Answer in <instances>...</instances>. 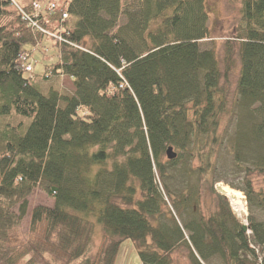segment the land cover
Listing matches in <instances>:
<instances>
[{"label":"trees","instance_id":"1","mask_svg":"<svg viewBox=\"0 0 264 264\" xmlns=\"http://www.w3.org/2000/svg\"><path fill=\"white\" fill-rule=\"evenodd\" d=\"M240 4L222 71L206 0H0V264H115L124 240L141 264H171L180 246L191 264H264V187L251 180L264 185V0ZM45 39L57 60L37 80L24 46ZM61 76L73 92L40 90ZM219 182L245 196L248 233ZM35 189L53 205L23 231Z\"/></svg>","mask_w":264,"mask_h":264},{"label":"rangeland","instance_id":"2","mask_svg":"<svg viewBox=\"0 0 264 264\" xmlns=\"http://www.w3.org/2000/svg\"><path fill=\"white\" fill-rule=\"evenodd\" d=\"M51 1L57 4L61 2V0H51ZM240 7H241L240 0H206V8L208 11V27L213 40V46L218 54V57L220 58V69L222 71H223V64L221 63V59L223 55V46L227 40H230L232 39L233 36H235L237 29L243 27V23L239 21ZM123 23H124V19L120 20V24ZM43 42L44 43L38 46L39 49L32 48L29 45L24 46V50L31 52L29 61H31L32 63V70H33L32 75L36 77L37 80H42L41 78L43 77L45 68L57 60L55 56L56 53L55 50L52 51L49 46L51 44L49 39H45ZM232 43L234 47L237 46L236 42H232ZM210 47L211 44L208 42L203 44V48H210ZM48 49H50L51 51ZM232 59H233V63L227 75V82H226L231 89L235 87L240 72V61L235 52L232 55ZM49 88L58 89L64 93L73 92V86L71 84V81L69 78L65 76L54 77L51 78L50 81L41 82L40 90L43 93H47L46 91ZM228 126L229 125L228 124L226 125V123L223 124L221 128L222 131L224 132L225 130L229 129ZM231 130L232 129H230V131ZM229 180L232 181L234 184H236L237 180H234L233 178H229ZM251 180H252L253 188L255 190H259L260 188L264 187L261 181L262 180L261 177L254 175L251 178ZM218 184L227 186L231 190L239 194L238 196L241 197L240 201L243 207L242 210H240L239 212L236 211L232 207L230 200L225 195L217 191ZM214 191L226 199L235 217L241 223L247 225L248 209H247V202L243 193L240 190L231 188L230 186H228L223 182L216 183L214 185ZM27 200H28V212L26 217L22 221L23 231H27L29 225V214L32 208L39 205L46 207H51L53 205L52 199L38 189H35L29 195ZM200 207L202 214L204 215L205 218H207L213 212L216 211L214 196L209 192L207 188L202 190ZM100 238H101V230L99 227H97L93 235L92 243L90 245V253H89L90 256H92V254H94V252L96 251ZM170 256L172 259L171 264H191L188 258L187 251L183 246H180L176 248L174 251H172ZM16 264H26V262L25 260H21ZM115 264H141L137 256L136 250L134 246L131 244V242L124 240L121 243Z\"/></svg>","mask_w":264,"mask_h":264},{"label":"bare ground","instance_id":"3","mask_svg":"<svg viewBox=\"0 0 264 264\" xmlns=\"http://www.w3.org/2000/svg\"><path fill=\"white\" fill-rule=\"evenodd\" d=\"M217 191L223 195H225L231 202L232 207L236 210V211H240L242 210V203L240 201L241 197H239L237 192H234L233 190H231L229 187L224 186L222 184H218L217 185Z\"/></svg>","mask_w":264,"mask_h":264},{"label":"built area","instance_id":"4","mask_svg":"<svg viewBox=\"0 0 264 264\" xmlns=\"http://www.w3.org/2000/svg\"><path fill=\"white\" fill-rule=\"evenodd\" d=\"M33 7H34V9L37 11V12H39L40 11V9H41V4H39V3H35V4H33ZM53 7V5H51V8ZM67 16H66V14H63L62 15V18L63 19H65ZM24 19L26 18V17H23ZM23 57H25V55H23L22 57H21V59L23 58ZM25 70L26 71H31V67H30V65H26L25 66Z\"/></svg>","mask_w":264,"mask_h":264},{"label":"water","instance_id":"5","mask_svg":"<svg viewBox=\"0 0 264 264\" xmlns=\"http://www.w3.org/2000/svg\"><path fill=\"white\" fill-rule=\"evenodd\" d=\"M175 157H176V154L173 152L172 148L168 147L166 149V158H167V160H173V159H175ZM242 229L245 231L246 230V226L243 225Z\"/></svg>","mask_w":264,"mask_h":264}]
</instances>
